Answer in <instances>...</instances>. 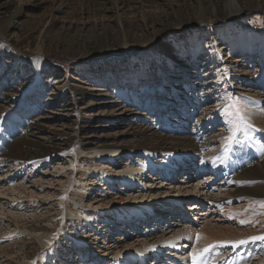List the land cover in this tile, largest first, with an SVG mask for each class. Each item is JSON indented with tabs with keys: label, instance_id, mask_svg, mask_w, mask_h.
Returning a JSON list of instances; mask_svg holds the SVG:
<instances>
[{
	"label": "rangeland",
	"instance_id": "rangeland-1",
	"mask_svg": "<svg viewBox=\"0 0 264 264\" xmlns=\"http://www.w3.org/2000/svg\"><path fill=\"white\" fill-rule=\"evenodd\" d=\"M183 1L189 0H175L171 8L167 0H0L2 170L15 161L29 167L21 170L19 180L38 178L48 169L53 172L61 162L56 159L61 151H71L81 143L92 147L100 141L123 148L137 133L178 135L180 125L176 123L181 122L183 134L177 137L213 141L221 148L226 145L221 144L223 137L229 135L228 118L223 112L226 105H234L229 109L233 113L236 108L245 113L252 107L249 95L259 93L263 98L259 110L264 115V0L258 6L252 5V0H239L243 9L229 15L223 14L233 12L227 10V1L214 0L222 13L210 15L205 23L198 22ZM119 21L124 22V29ZM183 62L189 67L183 68ZM176 103L186 108L182 111ZM243 137L239 136V140ZM12 144L18 154L8 157ZM79 162L85 168L69 170L77 180L69 187L67 203L61 206L60 200L53 197L49 206L40 207L39 214L47 211L48 216L32 219L31 238L14 241L10 248L14 255L5 264H21L26 257L41 262L43 249L36 232L58 234L62 226L67 233L63 231L65 235L52 248L65 252L62 257L66 259H60V264H71L67 256L75 252L76 240L69 232H95L96 223L81 227L83 220L75 217L65 224L66 206L82 211L76 203L85 191L89 192L87 187L81 189L79 180L94 177L90 170L106 163L91 154ZM188 173H182L187 174L183 179L192 175L194 179L202 178L199 191L218 194L216 187L221 179L209 184L205 180L209 172ZM51 181L57 185L54 179ZM212 186L217 190L210 192ZM95 189L94 196L108 193L102 191L103 187ZM170 189L174 193V188ZM118 190L115 184L109 192L118 194ZM120 191L124 192V188ZM51 192L55 190L47 188L40 196ZM223 193L222 189L218 195ZM183 200L187 209L198 203L195 198ZM204 203L194 211L199 213L195 216L202 225L212 222L209 230L217 231L213 225L223 223L233 202L217 205L214 198ZM179 219L176 215L170 221ZM117 221L121 226L115 234L123 235L122 230L127 228L134 237L143 230L141 226L131 227L126 219ZM138 224L146 226L135 225ZM255 226L264 230V222ZM232 227H238L237 223L233 222ZM92 252L87 255L95 254Z\"/></svg>",
	"mask_w": 264,
	"mask_h": 264
},
{
	"label": "bare ground",
	"instance_id": "bare-ground-1",
	"mask_svg": "<svg viewBox=\"0 0 264 264\" xmlns=\"http://www.w3.org/2000/svg\"><path fill=\"white\" fill-rule=\"evenodd\" d=\"M167 1L168 5L174 8L175 0ZM226 1L227 10H233V12L223 13L225 15L243 9L239 0ZM260 2L261 0H252L251 4L258 6ZM182 4L188 6L195 19L202 23L209 21L210 15L218 16L219 13H222L214 0H189L183 1ZM167 16L169 17L168 14ZM119 22L120 25H118L123 28L124 22ZM38 48L40 49L41 46ZM182 67L188 68L189 65L183 62ZM249 96L252 107L246 110L245 115L260 131L255 132L252 139L243 137L240 139V143L231 145L227 154H225L226 145L219 148L213 141H199L198 138L187 136L177 137L179 134H183V132L180 133V129H183L181 128L183 123L180 121L181 123H176V125H180L178 135H160L147 131L134 135L133 139L127 142L123 148L110 147L97 141L92 147H86L85 143H81L71 151H61L60 156L56 157L61 162L54 167L53 172H49L48 169L41 172L38 178L26 177L19 180L22 178L19 176L21 170H26L29 167L25 168L26 164L15 162L12 158L14 162L7 166L6 170H2L5 167L3 165L5 162L4 158L0 157V263L5 264L12 259L14 254H11L10 248L14 241H25L29 236L31 238L32 219L37 220L48 216L45 214L47 211H41L42 214H39L40 207L48 205V202L51 203L50 200L53 197L60 200L61 206L63 203H67L69 187L77 180H73V173L69 170L71 168L78 169L77 171L84 169V165H80L79 161L84 156L91 154L99 156L106 163L98 164L100 167L93 171L90 170L94 177L79 180L78 184H81V189L87 187L86 190L89 192L85 191L83 196L79 197L80 202L76 203V206L82 211L66 206L65 224L69 218L75 217L78 221L83 220V223L79 224H83L81 227L86 225L92 227L96 223L95 232L85 233L81 230L77 232V229L76 233L69 232L76 240L74 247L76 249L70 248L75 252H70L71 259L67 260L68 263L83 264L84 261H88L91 264H127L128 262L143 264L146 260L144 256L150 250V252L156 253L154 255L156 258L153 257L151 260H156L160 264H189L190 253L193 249L214 244L215 247L208 257L210 260L214 258L215 264H264V242H250L238 248L223 243L264 235V230H258L255 226L256 223L264 222V218H261L264 208H261L258 203L264 202V115H261L259 110L263 98L259 93ZM184 99L181 98L182 101ZM180 104L176 103V106L183 111L186 107H181ZM175 120L177 121V119ZM169 140H181V142H168ZM224 142L225 139L221 142L222 146ZM0 144L2 143L0 142ZM17 152L13 146L6 155L8 157L16 156ZM70 154L72 155L69 156ZM66 156L70 158L66 160ZM183 156H189V158L182 160L183 163L187 162L182 169L201 174L209 172L208 174L211 175L206 176L205 180L209 184L211 182L215 184L217 179H221L216 188L219 187L218 194L222 192V189L224 193L211 195V193H205V189L199 191V187L204 183L202 178L194 179L192 175L183 179L186 174L173 176L181 170L177 160ZM51 157L54 158V156ZM217 157H221L223 162L216 160ZM48 175H51V179L47 178ZM52 179L56 181L57 185L51 183ZM169 179L172 182L168 181ZM168 182L173 184L167 185ZM115 184L120 187V190L124 188V192L120 190H118V194L109 192L110 187ZM96 186L103 187L102 191L107 190L108 193L94 196L93 192H96ZM47 188L55 190V194L51 192L53 194L46 193L44 197L40 196L41 192ZM163 188L166 190L164 191ZM170 188H174V193ZM216 188L215 186L210 187V192L216 191ZM135 192L138 194H134ZM183 198L186 201L195 198L198 203L192 204V207L187 209ZM214 198L218 201L217 205H227L233 202L226 211L229 214L224 219L221 218L223 223L213 225L217 231L209 230L212 222L205 221V225H202L195 216V214H199L195 213L196 210H200L201 206L206 205L204 203L206 200H214ZM222 201L223 203H221ZM43 209L52 210L51 207ZM189 210L193 212L190 213ZM200 213L204 214V212ZM189 214H192L193 217L191 218ZM176 215L178 218L181 217L179 221L177 219L175 222H171L170 220H173ZM118 219H126L127 224L129 223L131 227L141 226L143 230H138L134 237H131L133 233L127 228H125V232L131 234L128 237L115 234L114 232L119 231V226H121ZM133 220L134 223L131 222ZM241 220L249 222L241 224L239 223ZM113 222L117 226H114ZM233 222H236L238 227L233 228ZM136 223H143L146 226L142 228L141 224L135 225ZM63 231H66L65 226L61 227L58 234L50 231V233L46 232L45 235H40L36 232V239L43 249L41 254L43 262L31 261L26 257L21 264H44L45 261L47 264H60V259H66L60 253L65 252L63 249L57 250L52 247L55 241L61 239V235L67 233L66 231L63 234ZM197 233L201 237L199 240L196 239ZM109 238H114V240H109ZM147 246L150 248L147 249ZM92 249L96 251L92 252ZM88 251L95 254L88 256ZM151 260L146 264H156Z\"/></svg>",
	"mask_w": 264,
	"mask_h": 264
},
{
	"label": "snow or ice",
	"instance_id": "snow-or-ice-1",
	"mask_svg": "<svg viewBox=\"0 0 264 264\" xmlns=\"http://www.w3.org/2000/svg\"><path fill=\"white\" fill-rule=\"evenodd\" d=\"M232 107H234V105H226L223 109L224 115L228 118L226 123L229 125V135L224 138L226 144L225 154H227L231 145L240 143L239 136H245L252 139L254 137V133L260 131L250 122V118L245 115L243 110L236 108V111L233 113L229 110ZM215 159L221 163L223 162L221 157H217ZM258 203L261 208H264V202ZM248 222L249 221L247 220L239 221L241 224ZM200 238V234L197 233L196 239L199 240ZM257 241L264 242V235L248 237L237 241H226L223 243L230 244L233 247L238 248L241 245H245L250 242L255 243ZM214 247V244H209L200 249H193L190 253L189 264H215L214 258L210 260L208 257V254L214 249Z\"/></svg>",
	"mask_w": 264,
	"mask_h": 264
}]
</instances>
